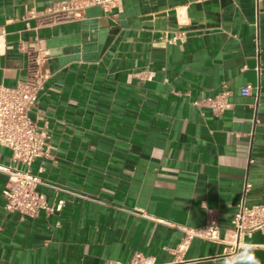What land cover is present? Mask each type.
<instances>
[{
    "label": "crops",
    "instance_id": "obj_1",
    "mask_svg": "<svg viewBox=\"0 0 264 264\" xmlns=\"http://www.w3.org/2000/svg\"><path fill=\"white\" fill-rule=\"evenodd\" d=\"M61 1L0 0V84L42 83L49 156L30 170L53 208L6 212L0 171V264H222L235 239L264 262V224L231 223L242 199L264 205V0H114L55 21ZM0 164L25 168L1 143ZM211 215L219 241L190 234Z\"/></svg>",
    "mask_w": 264,
    "mask_h": 264
},
{
    "label": "built area",
    "instance_id": "obj_2",
    "mask_svg": "<svg viewBox=\"0 0 264 264\" xmlns=\"http://www.w3.org/2000/svg\"><path fill=\"white\" fill-rule=\"evenodd\" d=\"M86 5H99L104 10L114 6V0H87L81 4L80 0H64L57 2L48 9V13L55 21L70 19L75 16L74 11ZM33 58L31 63L37 64ZM35 77V76H34ZM42 83L34 78L18 83L15 87H5L0 84V143L11 150V160L24 165L25 168L0 164V171L7 175V180L1 190L4 199L3 208L6 212H19L22 215L35 217L43 210L46 214L53 211L42 193L37 190L38 185H47L37 174H33L30 165L36 159L49 156V136L47 132L36 126L31 118L35 109L38 93ZM251 87L244 86L240 89L242 96L250 94ZM226 92L204 98V104L213 112H219L227 106ZM195 104H200L195 102ZM248 184L245 185L246 188ZM244 190V192H245ZM56 208H59L57 205ZM234 234L237 238L249 234L255 228L264 224V205L247 207L244 199L237 206L232 218ZM206 240L219 241L218 226L214 216L206 220L201 230L190 232ZM238 247L236 239L231 242L230 248L235 251ZM148 258L136 254L130 264H150ZM120 264V263H116Z\"/></svg>",
    "mask_w": 264,
    "mask_h": 264
},
{
    "label": "clouds",
    "instance_id": "obj_3",
    "mask_svg": "<svg viewBox=\"0 0 264 264\" xmlns=\"http://www.w3.org/2000/svg\"><path fill=\"white\" fill-rule=\"evenodd\" d=\"M257 245L252 241H241L238 251L223 259L222 264H264L256 255Z\"/></svg>",
    "mask_w": 264,
    "mask_h": 264
}]
</instances>
